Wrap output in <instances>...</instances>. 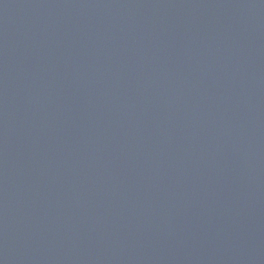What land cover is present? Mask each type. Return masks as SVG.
Wrapping results in <instances>:
<instances>
[{
  "label": "water",
  "instance_id": "95a60500",
  "mask_svg": "<svg viewBox=\"0 0 264 264\" xmlns=\"http://www.w3.org/2000/svg\"><path fill=\"white\" fill-rule=\"evenodd\" d=\"M0 264H264V0H0Z\"/></svg>",
  "mask_w": 264,
  "mask_h": 264
}]
</instances>
